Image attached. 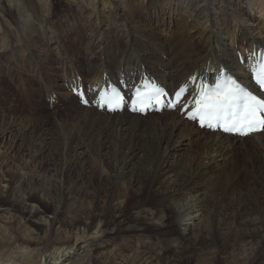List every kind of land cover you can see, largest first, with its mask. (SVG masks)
Here are the masks:
<instances>
[{
  "label": "bare ground",
  "instance_id": "6f19581e",
  "mask_svg": "<svg viewBox=\"0 0 264 264\" xmlns=\"http://www.w3.org/2000/svg\"><path fill=\"white\" fill-rule=\"evenodd\" d=\"M93 3L94 12H88V7L79 14L82 28H93L68 42L71 27L50 23L41 15L29 40L20 35L25 31L22 22L10 28L9 20H0L6 27L0 31V77H22L30 83L29 89L33 80H43L42 97L55 100L50 107L55 116L52 121L58 124L54 131L51 118L35 126L31 116H0V195H6L27 219L22 231L9 237L0 233V264L190 262L191 255L177 253L176 243H159L161 251L150 253L137 249L132 239L114 235V227L125 221L167 229L180 222L165 223L162 212L156 220L145 201L132 205V196L144 188L159 195L158 205L172 212L174 203L179 208L185 205L186 215L178 210L187 228L182 241L206 239L207 243L206 255L202 252L197 257L199 264H264V130L245 137L212 132L200 129L179 111L167 109L146 116L126 110L111 114L92 104L83 105L74 93L83 87L87 97H95L102 85L118 83L123 88L124 83H138L146 77L172 90L187 84L189 93L197 96L222 67L247 81L250 58L264 47L259 19L248 11V0ZM66 103L68 110L59 112ZM9 135L13 141L6 145ZM27 139L41 143L33 147ZM51 141H58V150L63 152L55 161L63 164L62 171L76 161L67 159L72 149L76 159L84 160V172L97 169L99 181L106 182L107 188L103 182L98 189L89 188L86 182L60 184L62 201L33 189L31 183L44 165L34 170L7 160L17 148L14 144H19L21 156L30 162L40 157L45 160L54 156ZM106 161L108 170L103 166ZM242 171L246 182L240 188ZM58 173L57 169L53 175ZM143 175H151V180L144 182ZM23 186L27 196L21 198L17 194ZM182 198H187L186 204L178 201ZM36 199L51 204V211L41 209ZM9 211V207H0V217Z\"/></svg>",
  "mask_w": 264,
  "mask_h": 264
},
{
  "label": "rangeland",
  "instance_id": "374dc122",
  "mask_svg": "<svg viewBox=\"0 0 264 264\" xmlns=\"http://www.w3.org/2000/svg\"><path fill=\"white\" fill-rule=\"evenodd\" d=\"M94 0H0V14L3 16L0 17V20L7 19L12 26L9 27H16L17 21H20L24 24L25 31H22V34H20L23 37H28L27 40H29L30 35L32 34L33 27L37 24V16L41 15L44 17L45 21H50V23L56 22L55 24H62L64 26L69 25L71 27L70 34L71 37L68 39H65V41H71L73 37H76L81 31L86 32L88 29H92L93 25H89L88 29L85 27L84 30L82 28V24L80 22L79 14L80 11H87L89 8H91L94 3ZM262 0H248V3L250 5L247 6L248 11L253 15L256 16L259 19V22H257L259 26V31L262 32L264 35V2ZM38 2V3H37ZM262 3V4H261ZM39 4V5H38ZM86 5V6H85ZM90 5V6H89ZM35 7V9H34ZM89 7V8H88ZM261 7V9H260ZM86 8V9H85ZM83 9V10H82ZM38 11V12H36ZM93 11L94 8L89 9L88 12ZM263 15V16H262ZM79 18V19H78ZM84 18V17H83ZM18 19V20H17ZM16 20V21H15ZM85 20V19H84ZM254 20V19H253ZM8 22V23H9ZM70 22V23H69ZM77 22L79 26L75 24ZM0 31H2L5 27L3 26L2 22L0 21ZM33 23V24H32ZM80 23V24H79ZM249 24H253L252 21L248 22ZM257 23H254L256 25ZM72 24V25H71ZM75 25V26H74ZM3 26V27H2ZM27 26V27H26ZM75 27V28H74ZM87 27V26H86ZM6 28V27H5ZM79 28V29H78ZM82 29V30H81ZM89 29V30H90ZM258 29V27H256ZM72 30L74 32H72ZM79 31V32H78ZM28 34V35H27ZM8 38H12L11 36H8ZM22 39V38H21ZM67 41V42H68ZM66 43V42H65ZM64 48V43L61 44ZM60 46V47H62ZM55 48L57 46H54ZM60 49L59 47L57 48ZM76 48L73 47L72 49H69V53H72ZM58 50H56L58 52ZM59 67L58 65H56ZM64 66V65H63ZM31 68V67H30ZM57 69L58 68H54ZM59 70V69H58ZM14 71V69H13ZM39 80V82H38ZM33 80L32 87L30 89L28 88L30 86V83L28 84L27 80H23V78L17 76L13 80L11 77L6 74L4 77H0V116L9 117L10 114L13 115H20L23 117L31 116V118L35 119L34 124L35 126L38 124L40 125L43 120L50 119L49 121L54 131L57 130L58 124L55 121H52L53 117H55L51 110V103L54 99L44 98L42 97L43 91H44V85L43 80ZM24 82V83H23ZM61 81H58L57 84H59ZM28 85V86H27ZM9 98V99H8ZM36 104V105H35ZM64 104V103H63ZM62 104V105H63ZM68 104V105H67ZM61 105V107H62ZM66 107H63V109L60 107L59 112H65L69 108V103H66ZM68 106V107H67ZM50 108V109H49ZM55 109V108H54ZM54 112V110H53ZM37 119V120H36ZM39 121V122H38ZM38 123V124H37ZM57 126V127H56ZM8 136L7 140H5V144L11 143L13 141V137ZM30 139H27V144H31L33 147H37L40 142H35ZM58 141H51L50 150L54 154V156L49 157V150L46 155H48V158L45 160L38 158V160H34L30 162V158H27L26 156H21L23 151L20 150L19 144H14L17 148H15L12 152L11 157L7 160L8 163L11 165H18V164H28L31 169L38 168L40 164L44 165L43 170L40 172V176L38 178L34 179L33 183H31V187L45 197L56 200V201H62V195L60 193L61 191V185H78L82 182H86L89 188H99V185L103 184L105 185V188H107L108 184L104 181H99L98 176V170L92 169L89 172H84V160L83 159H76L74 157V154L72 152V149L70 152H68L67 159L76 160L74 162V165L69 169H63V164L56 163L55 161L57 158L61 159L63 152H60L58 150ZM35 143V144H34ZM75 142L73 143V145ZM23 150V149H22ZM15 151V152H14ZM95 151V153H94ZM59 152V153H58ZM93 153L95 155L98 154V151L93 149ZM97 153V154H96ZM16 161V162H14ZM32 163V164H31ZM104 169L108 170L109 165L107 161L105 164H103ZM6 167V166H4ZM113 167V166H112ZM7 168V167H6ZM5 168V169H6ZM4 170L2 172L4 173ZM59 170V173L55 176L53 175L56 173V170ZM26 170V169H25ZM45 170V171H44ZM62 171V172H61ZM1 172V171H0ZM244 171H242L241 175ZM2 173V174H3ZM241 177V176H240ZM244 178V179H243ZM142 179L144 182L148 183L151 180V175H143ZM246 173L242 175L239 186L240 188L245 187L246 182ZM245 181V182H244ZM101 182V183H100ZM103 182V183H102ZM238 182V181H236ZM234 182V183H236ZM72 183V184H71ZM205 188V187H204ZM207 188V186H206ZM21 189V190H20ZM123 186L121 187V190H123ZM78 188L73 190L74 194H77ZM19 194H17L19 197L23 198L27 196V190L25 186L23 188L18 189ZM22 194V195H21ZM85 194V193H84ZM156 197V198H155ZM159 195L156 196L155 193L148 192L146 188L143 189L142 193L140 195H133L130 203L137 204L142 203L143 201L146 202L145 207L148 209L149 212L154 213L156 215V220L158 213H161V215L165 216V223L172 222L173 219H178L180 221L177 225H172L170 229L168 230L165 226H156L155 224H149L147 226L139 224L137 225L135 222L131 221H125L117 224L114 227V235L116 237L120 238L121 236L124 239H132L137 249H143L150 253L159 251L161 248L159 247V243L163 245L167 244H175L177 246V250L179 254H189L191 255V261L185 262L184 264H199L197 262V257H200L201 255H204L206 252H204L205 246H206V239H203L202 241L192 242L188 243L186 241H182L181 237L184 236L183 232H186V221L184 220L186 215V211H182L185 207L180 206V208L176 205L177 203H174L175 205V212L170 211L171 209L167 208L163 205H158L157 201L159 199ZM157 199V200H156ZM192 199V198H191ZM189 197V200H191ZM156 201V202H155ZM178 201H184L185 204L187 203V198H182ZM34 202L40 206L41 209H43L46 212H50L52 205L51 204H45L39 201V199L34 200ZM89 205H92L89 202ZM206 206V202H204ZM155 205V206H154ZM9 207L10 211L7 215H4L5 217H0V233L4 236H12L17 231H22L25 228V224L27 223L26 216L24 213H22L19 209L12 207L10 205V201L6 195H0V207ZM157 206V207H156ZM162 207V208H160ZM165 208V209H164ZM155 210V211H154ZM157 210V211H156ZM164 210V211H163ZM178 210L181 211V215H179ZM111 210H107V214H110ZM165 213V214H164ZM175 215V216H174ZM158 222L161 224V220H158ZM134 226V227H133ZM132 227V228H131ZM138 227L139 229L142 228V230L135 229ZM162 227V228H161ZM83 229V226H82ZM130 229V230H128ZM165 229V231H163ZM168 231V232H167ZM166 232V233H165ZM141 235V236H140ZM130 237V238H129ZM132 237V238H131ZM141 239V240H140ZM145 244H142V243ZM148 242V243H147ZM154 242V243H153ZM158 242V244H157ZM151 243V244H150ZM183 243V244H182ZM148 244V246H147ZM192 245V246H190ZM158 246V247H157ZM194 246V247H193ZM151 247V248H149ZM159 249H156V248ZM161 251V250H160ZM183 252V253H182ZM204 254H203V253ZM206 255V254H205ZM183 264V263H182Z\"/></svg>",
  "mask_w": 264,
  "mask_h": 264
},
{
  "label": "snow or ice",
  "instance_id": "6c2138e0",
  "mask_svg": "<svg viewBox=\"0 0 264 264\" xmlns=\"http://www.w3.org/2000/svg\"><path fill=\"white\" fill-rule=\"evenodd\" d=\"M258 83L264 87V70L257 77ZM140 95V102L143 103V95ZM179 93L177 96L179 97ZM159 90L155 92L157 103H162ZM102 102L109 106L119 107L122 99L116 94L102 96ZM196 112L199 115L201 124H207L209 127H215L211 121L219 120L225 113H229L230 120L225 121L220 126L224 131L240 132L241 134H250L257 130H264V118L259 113L264 111V100H260L247 92L235 81H229L228 86L221 88L218 84L216 90L202 92L196 102ZM242 111L243 115L237 118L236 109ZM141 110H143L141 108ZM195 118V117H194Z\"/></svg>",
  "mask_w": 264,
  "mask_h": 264
}]
</instances>
